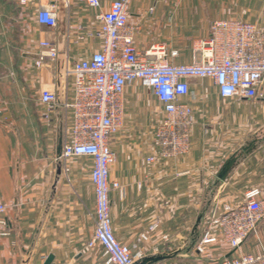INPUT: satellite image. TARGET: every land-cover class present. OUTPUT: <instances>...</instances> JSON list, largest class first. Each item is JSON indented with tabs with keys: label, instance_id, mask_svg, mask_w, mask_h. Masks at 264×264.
<instances>
[{
	"label": "crops",
	"instance_id": "crops-1",
	"mask_svg": "<svg viewBox=\"0 0 264 264\" xmlns=\"http://www.w3.org/2000/svg\"><path fill=\"white\" fill-rule=\"evenodd\" d=\"M22 1L0 0V199L9 207L4 217L8 235L0 236V264H44L50 255L55 257L52 264H99L103 249L93 251V261L87 249L96 227L93 162L73 159L67 164L70 172H64L58 152L70 131L71 113L57 109L49 126L40 98L50 88L64 101L72 100L66 64L90 59L101 50L96 39L77 43L98 29L100 11L83 0L69 5L64 0ZM114 1L101 0L102 12ZM48 5L58 14L55 29L37 20L39 10ZM232 20L264 25V0H133L129 24L138 28V49L159 45L167 55L178 52L174 64L187 65L194 57L195 45L190 43L207 40L214 22ZM43 41L57 44L59 58L39 68ZM125 99L124 127L111 140L116 154L111 181L121 186L110 194L117 240L144 251L147 258L168 256V262L182 258L189 264H213L211 258L232 256L221 239L206 246L204 254L197 246L216 207L243 204L252 188L264 196V98L226 100L213 81L192 80L190 95L183 99L194 111L191 150L152 165L142 161L157 152L155 131L163 107L141 83L128 87ZM242 139L247 143L237 146ZM233 159L221 181L220 173ZM153 225L159 226L154 233ZM141 235L148 241H139ZM241 253H264V219Z\"/></svg>",
	"mask_w": 264,
	"mask_h": 264
},
{
	"label": "built area",
	"instance_id": "built-area-1",
	"mask_svg": "<svg viewBox=\"0 0 264 264\" xmlns=\"http://www.w3.org/2000/svg\"><path fill=\"white\" fill-rule=\"evenodd\" d=\"M54 1L48 0L49 3ZM64 1L69 5L71 0ZM83 1L100 11L97 16L100 26L79 37L77 43L96 39L101 43V50L90 59L67 62L65 76L73 81L71 101H64L53 89L41 91L40 101L47 108L43 119L50 126V115L57 109L71 113L72 125L58 158L66 174L70 172L67 164L73 159L89 158L93 162L90 177L95 189L96 227L87 249H103V261L99 264H139L147 255L117 240L111 217V191L121 190L118 182L111 181V167L116 162L111 140L124 127L127 88L141 83L164 111L155 131L157 152L144 159L142 164L184 157L191 150L195 126L193 108L183 101L190 95L192 80L213 81L222 99L255 101L264 98V25L238 20L214 22L209 38L195 44L193 62L177 65L172 60L178 57V52L167 55L164 47L159 45L147 50L136 47L138 28L129 24L133 0H115L106 12H102L101 0ZM25 3L23 0L22 4ZM37 20L49 29L57 28L55 7H42ZM40 47L43 51L36 62L37 67H42L46 61L58 60L59 49L55 42L43 41ZM8 209L0 199L2 237L8 235L4 219ZM263 219V193L259 188L249 189L244 194L243 204L237 207L226 204L209 213L207 229L197 252L204 254L206 246L217 245L221 239L230 247L232 256L211 258L213 264H264V253L259 256L241 253L242 245L256 233ZM158 227L153 225L150 232L154 233ZM148 239L147 235H141L139 241ZM163 241L168 242L169 237L164 236Z\"/></svg>",
	"mask_w": 264,
	"mask_h": 264
},
{
	"label": "water",
	"instance_id": "water-1",
	"mask_svg": "<svg viewBox=\"0 0 264 264\" xmlns=\"http://www.w3.org/2000/svg\"><path fill=\"white\" fill-rule=\"evenodd\" d=\"M62 140L60 141V144H59V152H58V158L61 157L62 155ZM235 163V159L231 160L229 163H227L225 165V167L223 168L222 172L220 173L219 175V179L221 181H225L227 176H228V173L230 172L231 168L233 167ZM54 255H50L47 260L45 261L44 264H52L53 261H54ZM169 257L168 256H155V257H149V258H146L144 261H142L141 263L139 264H157V263H161V262H164L166 260H168Z\"/></svg>",
	"mask_w": 264,
	"mask_h": 264
},
{
	"label": "rangeland",
	"instance_id": "rangeland-1",
	"mask_svg": "<svg viewBox=\"0 0 264 264\" xmlns=\"http://www.w3.org/2000/svg\"><path fill=\"white\" fill-rule=\"evenodd\" d=\"M161 45L162 44H171V43H160ZM182 44H185V43H182ZM188 44V43H187ZM191 45L192 44H196V43H190ZM247 129V128H246ZM247 143V139H242V141L240 142V144L239 145H237V146H241V145H243V144H246ZM99 247H97L96 249H98ZM95 250V249H94ZM94 250H92V251H90V252H92V261L95 259V255H96V252H93ZM97 262V261H96ZM190 263V261L189 260H184V259H182V258H177V259H174V260H172L171 262H168L167 260H166V262H165V264H189ZM96 264V263H95Z\"/></svg>",
	"mask_w": 264,
	"mask_h": 264
}]
</instances>
